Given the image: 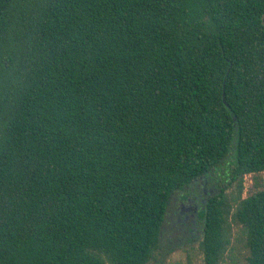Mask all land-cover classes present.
Here are the masks:
<instances>
[{"label": "trees", "instance_id": "16d2710c", "mask_svg": "<svg viewBox=\"0 0 264 264\" xmlns=\"http://www.w3.org/2000/svg\"><path fill=\"white\" fill-rule=\"evenodd\" d=\"M263 15L264 0H0V264H147L176 193L199 203L179 233L218 264L224 186L264 172ZM235 217L264 264V190Z\"/></svg>", "mask_w": 264, "mask_h": 264}, {"label": "rangeland", "instance_id": "374dc122", "mask_svg": "<svg viewBox=\"0 0 264 264\" xmlns=\"http://www.w3.org/2000/svg\"><path fill=\"white\" fill-rule=\"evenodd\" d=\"M217 183L214 182V184ZM226 184L227 182H223L220 185ZM207 186L203 187V193H200L201 201L205 199L207 194L215 195L218 193V186L213 188L210 185ZM224 188L225 219L223 230L226 245L218 264H248L249 250L246 244V232L237 221L235 212L241 199L264 190V172L244 176L234 183L227 184ZM181 195L183 193H176L167 208L157 248L153 251L152 257L147 264H205L200 247V234L196 231L192 235L188 234L185 236V232L183 234L179 233L178 226L175 224L177 213L181 209L180 206H189V204L182 201ZM194 197L197 196L195 195ZM190 203L192 205L191 211L194 212L195 207V211H197L199 207L197 199L194 202L191 199ZM191 215L192 212L182 214V216L188 217L186 221L188 225H191L192 220L195 219Z\"/></svg>", "mask_w": 264, "mask_h": 264}, {"label": "flooded vegetation", "instance_id": "af4514ba", "mask_svg": "<svg viewBox=\"0 0 264 264\" xmlns=\"http://www.w3.org/2000/svg\"><path fill=\"white\" fill-rule=\"evenodd\" d=\"M205 192H206V190H205ZM190 201H191V199H188L185 203H187V204H189V206H180V211H179V213H177V222H181V220H183V219H181V216H182V214H184L185 212H190V210H191V203H190ZM195 201V199H193V202ZM196 206V205H195ZM193 215H191V217H192ZM183 217V216H182ZM188 219V217L187 216H185V219L184 220H187Z\"/></svg>", "mask_w": 264, "mask_h": 264}, {"label": "water", "instance_id": "95a60500", "mask_svg": "<svg viewBox=\"0 0 264 264\" xmlns=\"http://www.w3.org/2000/svg\"><path fill=\"white\" fill-rule=\"evenodd\" d=\"M263 19H264V15L262 16V23H263V25H264V21H263Z\"/></svg>", "mask_w": 264, "mask_h": 264}]
</instances>
